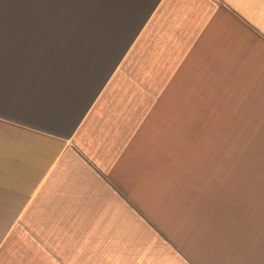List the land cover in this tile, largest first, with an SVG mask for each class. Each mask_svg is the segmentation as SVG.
<instances>
[{"label": "crops", "instance_id": "0c3cea01", "mask_svg": "<svg viewBox=\"0 0 264 264\" xmlns=\"http://www.w3.org/2000/svg\"><path fill=\"white\" fill-rule=\"evenodd\" d=\"M191 129L264 177V0H0V264H234L168 225Z\"/></svg>", "mask_w": 264, "mask_h": 264}, {"label": "rangeland", "instance_id": "374dc122", "mask_svg": "<svg viewBox=\"0 0 264 264\" xmlns=\"http://www.w3.org/2000/svg\"><path fill=\"white\" fill-rule=\"evenodd\" d=\"M233 135L239 136V130L233 129ZM224 139L225 129L190 130L187 146L193 144L190 150H194V162L199 163L195 167L199 174L194 177L195 191L187 190L183 196L171 193L168 203L175 212L168 214V225L175 224L176 231L195 232L200 239H212L221 252H228L225 242L232 241L231 255L236 264L241 257L236 244L247 251L258 239L259 229L263 231L264 177L257 174V161L252 158L256 145H249V159L244 161L241 144L228 145ZM185 157L188 164L189 156ZM180 185L177 180L176 187Z\"/></svg>", "mask_w": 264, "mask_h": 264}]
</instances>
